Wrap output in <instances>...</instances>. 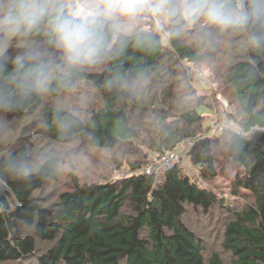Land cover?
I'll return each instance as SVG.
<instances>
[{
    "label": "trees",
    "instance_id": "obj_1",
    "mask_svg": "<svg viewBox=\"0 0 264 264\" xmlns=\"http://www.w3.org/2000/svg\"><path fill=\"white\" fill-rule=\"evenodd\" d=\"M203 65L210 83L224 86L236 116L243 118L241 131L208 134L207 116L200 112L209 106L208 96L192 84ZM110 69L147 78L136 91L109 88L106 81L116 74ZM81 83L93 86L97 103L83 115L75 111L79 124L71 141L60 139L54 114L57 107L75 109L45 96L55 99L74 88L34 95L0 117L15 121L37 113L32 116L56 144L81 138L98 150L146 151L136 150L140 155L130 162L128 176L97 182L73 176L52 203L42 202L37 191L56 179L58 156L22 178L9 164L31 158L29 146L16 144L0 154V264H195L198 259L206 264L204 240L185 221L189 207L203 215H229L220 249L207 264H264V50L250 49L240 32L220 33L211 44L193 36L192 43L182 37L166 42L161 35L154 50L130 43L122 55L88 69L76 86ZM187 143L205 182L217 176L221 154L240 167L231 198L183 171L179 149ZM165 151L178 154V160L146 173L150 154Z\"/></svg>",
    "mask_w": 264,
    "mask_h": 264
},
{
    "label": "clouds",
    "instance_id": "obj_2",
    "mask_svg": "<svg viewBox=\"0 0 264 264\" xmlns=\"http://www.w3.org/2000/svg\"><path fill=\"white\" fill-rule=\"evenodd\" d=\"M149 22L154 30L140 27ZM228 32L244 33L250 49L264 50V0H0V113L34 95L73 89L88 69L122 55L130 43L154 50L161 35L188 34L211 44ZM10 39L20 44L14 54H6ZM110 71L116 74L106 81L109 88L136 91L147 78ZM54 120L60 139L71 141L79 124L75 110L57 107ZM48 159L40 152L9 169L27 177Z\"/></svg>",
    "mask_w": 264,
    "mask_h": 264
},
{
    "label": "rangeland",
    "instance_id": "obj_3",
    "mask_svg": "<svg viewBox=\"0 0 264 264\" xmlns=\"http://www.w3.org/2000/svg\"><path fill=\"white\" fill-rule=\"evenodd\" d=\"M141 26L154 28V24L151 22ZM182 39L187 43H192L191 35L185 34ZM165 40L167 42V39ZM17 44L19 42L14 39L8 40L7 53L12 54L13 46ZM189 66L190 69L191 67L194 68L190 71L196 69L194 65ZM202 70L204 72L199 74L200 76L195 75L198 78L193 79L192 84H194L199 92L208 96L207 103H209V106L200 108V112L207 116L205 125L209 128L208 134L218 136L223 134L224 129L241 131L243 118L236 116L237 108L229 102L226 89L219 82H216V85L210 83L207 79L208 67L206 65L202 66ZM96 94L93 86L91 87L88 84L81 83L65 96H60L55 99L45 96V100L55 105L71 107L77 113L83 115L82 113H86L89 110L90 105H96ZM32 115L38 117L37 113ZM32 115L15 121H9L0 117V121L6 122L5 127L0 130V154L8 151L16 144L25 143L29 146L31 157L40 152H47L49 158L56 156L60 158L56 179L48 180L44 187L37 191V194L44 203L57 201L61 192L70 187L73 176H77L81 181L86 182H97L107 177L112 179L128 176L132 172L130 162L137 155H140L139 153H135L136 150H141L142 155L146 151L145 148L140 149L130 146L118 147L115 150H98L90 147L88 142L81 138H76L69 144H56L48 138L41 121ZM187 147L188 143L179 149L181 159L178 164L183 171L188 173L193 180L201 185H207V187L216 190L219 194L231 198L232 182L239 172L240 167L230 160L227 161L228 159L223 158L221 154L218 158L217 176L205 182L200 178L197 166L191 161V156L187 153ZM153 157V154H150L149 161ZM144 167L145 164L141 169L143 170ZM241 192L247 193L245 190H241ZM227 218H229V215L222 214L219 216L218 211L208 216L195 212L191 207L188 209L185 221L204 240L205 249L203 256L206 264L210 255L220 249L223 230L222 224L224 219ZM195 264H201L200 259L196 260Z\"/></svg>",
    "mask_w": 264,
    "mask_h": 264
},
{
    "label": "built area",
    "instance_id": "obj_4",
    "mask_svg": "<svg viewBox=\"0 0 264 264\" xmlns=\"http://www.w3.org/2000/svg\"><path fill=\"white\" fill-rule=\"evenodd\" d=\"M178 158V154L170 151H165L162 155H154L153 159L150 160L149 165L146 167L145 172L152 173L155 168L171 166Z\"/></svg>",
    "mask_w": 264,
    "mask_h": 264
}]
</instances>
